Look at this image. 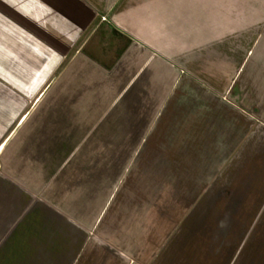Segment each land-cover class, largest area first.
<instances>
[{
	"label": "crops",
	"instance_id": "0c3cea01",
	"mask_svg": "<svg viewBox=\"0 0 264 264\" xmlns=\"http://www.w3.org/2000/svg\"><path fill=\"white\" fill-rule=\"evenodd\" d=\"M0 264H264V0H0Z\"/></svg>",
	"mask_w": 264,
	"mask_h": 264
}]
</instances>
